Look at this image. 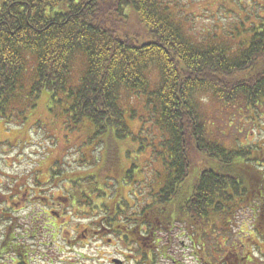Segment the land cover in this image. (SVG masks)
Wrapping results in <instances>:
<instances>
[{
    "label": "trees",
    "instance_id": "16d2710c",
    "mask_svg": "<svg viewBox=\"0 0 264 264\" xmlns=\"http://www.w3.org/2000/svg\"><path fill=\"white\" fill-rule=\"evenodd\" d=\"M179 10L184 6L178 0H0V118L14 111L13 123L24 122V112L46 92L48 111L69 129L82 125L97 147L133 137L125 119L139 115L124 107L121 97L141 95L150 128L160 134L162 181L146 209L161 220V231L169 232L163 226L174 213L172 222L191 227L195 242L199 232L204 238L229 235L225 227L238 226L236 218L245 208L264 231V172L249 166L264 162V149L222 147L209 136L194 105V96L206 90L235 109L234 115L241 116V109L243 118L264 108V25L249 28L241 41L202 45L189 39ZM78 54L85 66L73 83L72 61ZM28 59L31 70L24 82ZM153 67L156 86L149 81ZM85 179L66 180L72 186L70 203L85 207L91 200L90 211L117 203H94L95 178L83 186ZM103 220L100 226L110 231L129 226L136 233L158 232V225L143 217L134 226ZM217 220H226L223 228L216 227ZM143 225L146 231L139 230ZM11 229L9 221L0 238V260L11 254L13 262V256L27 254Z\"/></svg>",
    "mask_w": 264,
    "mask_h": 264
},
{
    "label": "rangeland",
    "instance_id": "374dc122",
    "mask_svg": "<svg viewBox=\"0 0 264 264\" xmlns=\"http://www.w3.org/2000/svg\"><path fill=\"white\" fill-rule=\"evenodd\" d=\"M178 2L184 6V10L178 11V18L185 26V32L191 41L202 45L206 42L234 43V38L241 41L244 39L241 37L248 36L249 28L264 25V0ZM170 12L175 14L174 10ZM182 14H185V19L181 18ZM30 62L28 59L24 82L30 75ZM72 63L70 80L75 83L84 70L85 58L78 54ZM151 70L150 85L156 86L158 70L155 67ZM121 102L141 117L125 119L133 137L102 141L97 147L92 146L93 139L85 136L82 125L78 130L69 129L63 118L48 111L46 92L35 100L34 108L24 112V122L13 123L16 121L14 111L0 118V238L10 221L13 226L11 233L25 244L28 253L13 262L10 254L0 260V264H114L113 258L123 260V264H144L145 259H141L138 253L140 248L130 247L120 239L119 233L111 232L108 226H100L102 212L88 209L91 200L87 203L89 206H76L69 202L67 195L72 186L66 180L71 181L73 176L84 177L87 178L83 182L85 186L91 184L90 178L94 177L95 188L98 189L91 194L94 203L123 199L124 203L128 202L134 208L127 209V215L143 207L144 203H152L162 181L159 175L164 169L157 158L160 134L156 127L150 128L141 95L131 98L123 94ZM194 105L206 122L209 136L219 141L222 147L264 149L263 107L261 110L245 111L248 116L243 118L241 109V116L234 115L235 109L225 107L206 90L194 96ZM249 166H261L264 172V162ZM85 192L90 193L89 190ZM97 195L103 199L97 200ZM240 205L243 207L242 203ZM41 208L49 211L48 217L39 213ZM55 212L59 215L56 219ZM172 214L171 221L177 215ZM119 219L125 221L126 217L120 215ZM225 221L217 220L216 227L223 228ZM236 222L238 226L234 227V234L221 233L220 237L207 238L206 252L220 257L221 254L216 253L218 247L223 250L233 243L237 246L245 243L253 251L256 264H264L263 228L258 229L250 210L246 208L239 212ZM252 223L253 229L250 227ZM227 229L231 226L227 225ZM251 229L254 232L245 236ZM208 232L211 234V229ZM175 236L173 243L177 242V247L170 243L167 246L165 237L161 236L164 239L157 246L167 249L168 258L157 256L152 260L153 264H173L172 259L191 264L186 252L180 251L179 242L185 241L184 237L179 238L178 232ZM193 264H196L195 260Z\"/></svg>",
    "mask_w": 264,
    "mask_h": 264
},
{
    "label": "flooded vegetation",
    "instance_id": "af4514ba",
    "mask_svg": "<svg viewBox=\"0 0 264 264\" xmlns=\"http://www.w3.org/2000/svg\"><path fill=\"white\" fill-rule=\"evenodd\" d=\"M151 204L153 203H148V202L144 203V206L138 209L137 211H131L132 212L131 215L126 214L127 209L128 210L134 209L133 206H131V204L128 202L123 203V202L117 201V203H115L113 206L108 207L106 209L99 208V210L100 212H102V214H104L102 216V219H104L103 221L105 222L108 221V224L118 225L119 223H114L112 221L113 220L120 221L119 219L120 215L126 217V220L122 221L124 224L133 223V221L134 222L140 221L141 218L143 217L144 221L151 220V222L156 223L155 225H158L157 230L161 231L162 230L161 220H159L155 216L151 217V214H152L151 208L146 209V206H150ZM156 206L157 205H155V207ZM39 213H42V215H45L46 217L49 216V211H46L43 208H41V212ZM57 216L59 215L58 213L55 212L54 218L56 219ZM46 220L48 221L49 219L46 218ZM187 224H188V221H187ZM182 226H183L182 224L178 226L177 223H173L171 220H166L163 227H168L170 229L169 232L166 230L169 233L166 236V243H167V246H168V243H170L174 245L175 247H177V242L173 243L176 238V236L174 237V235L178 232L180 234L179 238L184 237L185 241L181 240L179 242L180 247H181L180 251L186 252L187 257L191 259V264L194 263V260L196 264H256L254 257H253V251L250 250V246L247 247L245 243H243L240 246H237L233 243L232 245L226 247V249H223V250L221 249V246H220L218 247L219 250L216 252L218 254L219 253L221 254L220 257L216 256L215 254H212L213 252L211 253L212 255H210V251H209V254L208 252H206L207 251L206 249L207 248V238H204L202 236V232H199L198 242H195L193 238V232L190 231L191 227L188 228L186 224L185 226L183 227ZM252 229L251 231H247L245 236L247 235V233L249 234L253 233L254 231L252 232ZM139 230L146 231L147 230L146 225H143V227H141ZM232 234L233 233L229 235H232ZM123 235L126 236L128 239L127 245H130V247L135 246L137 249L140 248L138 253L140 256H142L141 259H143V257H146L144 264H148V263L153 264L152 260L157 258V256H160V258H168V256L166 255L168 253L167 249L162 248L161 246L158 247L156 245V243H158L161 239V234L157 232L153 234L136 233L135 230H132L131 227L127 226L125 228V232L122 235H120L121 240H123ZM144 248H147V250H145ZM245 248H248V250H244ZM172 262L173 264H186L184 261H180L179 259H172Z\"/></svg>",
    "mask_w": 264,
    "mask_h": 264
},
{
    "label": "water",
    "instance_id": "95a60500",
    "mask_svg": "<svg viewBox=\"0 0 264 264\" xmlns=\"http://www.w3.org/2000/svg\"><path fill=\"white\" fill-rule=\"evenodd\" d=\"M116 263H119V261L115 260Z\"/></svg>",
    "mask_w": 264,
    "mask_h": 264
}]
</instances>
